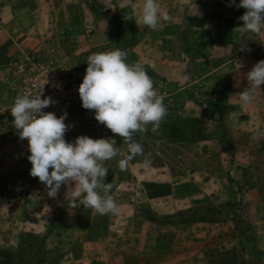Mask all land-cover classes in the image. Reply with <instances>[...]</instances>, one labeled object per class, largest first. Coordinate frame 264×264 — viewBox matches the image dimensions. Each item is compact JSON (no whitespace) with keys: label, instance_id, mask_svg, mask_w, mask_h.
<instances>
[{"label":"rangeland","instance_id":"1","mask_svg":"<svg viewBox=\"0 0 264 264\" xmlns=\"http://www.w3.org/2000/svg\"><path fill=\"white\" fill-rule=\"evenodd\" d=\"M83 2L87 10L85 24H97L105 37L97 52L124 50L127 61L140 62L147 75L154 78L152 82L166 92V107L177 99L183 112L195 108L212 120L221 121L217 98L205 79L189 81L184 76L186 66L194 65L196 58L205 54L203 45L192 42L205 38L212 30V19L205 25V16L215 15L209 12V6L229 5L228 0H157L167 11L168 19H161L156 30L137 19L143 0ZM74 66L84 75L86 57L78 58ZM164 67L170 72H163ZM146 127L150 129L151 125ZM78 135L114 141L117 154L104 161L103 166L108 169L104 179L112 185L110 195L116 199L119 213L100 215L79 204L69 209L64 199L67 189L58 193L63 198L59 205L34 202L43 193L31 187L44 184L29 171L7 174L0 178V207L10 197L15 200H10L0 213V232L5 234L0 236V264H62L71 256L80 255L83 245L97 241L107 229L113 231L118 243L126 239L119 234L126 227L124 217L128 218V228L139 229L143 225L157 231L174 229L179 240L187 235L191 238L196 230L204 231L209 226L213 230L212 264H253L250 253L254 235L251 222L244 217L243 190L233 185L234 176L221 154L227 146L209 140L206 134L179 140L162 137L159 128L155 133L137 131L132 140L142 146L143 154L134 156L126 170L121 171L118 161L129 155L122 137L94 133L85 125ZM145 156L151 161L149 165L143 163ZM133 215L140 219L131 220ZM8 244L15 250L2 247ZM65 248L71 253H66Z\"/></svg>","mask_w":264,"mask_h":264},{"label":"crops","instance_id":"2","mask_svg":"<svg viewBox=\"0 0 264 264\" xmlns=\"http://www.w3.org/2000/svg\"><path fill=\"white\" fill-rule=\"evenodd\" d=\"M83 1L0 0V178L29 171L31 167L27 159V140L18 137V130L12 124L9 110L14 98L5 78L11 67L26 61L29 54L77 70L74 65L78 58H87L97 52L105 37L100 34L97 24H85L87 10ZM244 11L242 7L223 3L210 5L209 12L215 15L205 16V25L212 19V30L205 38H195L192 42L193 45H203L205 54L199 55L194 65L186 66L185 79H205L211 94L217 98L221 121L216 122L195 108L183 112L176 99L174 105L166 107L159 129L162 137L188 140L206 134L209 140L227 146L221 154L226 157L227 170L234 176L233 185L243 190L244 217L251 222L254 235L250 253L253 264H264V84L254 90L252 103L241 106L237 99L239 92L248 86L244 74L256 61L264 59V25L259 33H238L236 27L243 23L239 16ZM166 70L162 68L163 72ZM197 73L202 75L198 77ZM82 77L80 73L81 81ZM65 111V123L70 127L64 137L69 141L84 125L79 112L72 106L59 109L56 115ZM31 189L43 193L42 198L34 199V202L59 205L63 198L58 193L67 188L62 184L56 197L48 196L45 186L38 188L34 185ZM10 200L15 198L4 201L0 213L6 210L4 206ZM138 217L133 215L130 219ZM127 221L128 218L124 217L126 227ZM126 227L119 233L125 240L115 242L113 231L107 229L101 232L97 241L83 245L84 251L80 255L71 256L72 259L62 264H212L213 230L209 226H205L204 231L196 230L191 238L187 235L180 240L174 229L157 231L143 225L139 229ZM2 235L5 234L0 232ZM138 238L141 240L137 241ZM2 247L11 252L15 250L10 244ZM60 247L64 249V245ZM65 249L66 253H71L69 248Z\"/></svg>","mask_w":264,"mask_h":264},{"label":"clouds","instance_id":"3","mask_svg":"<svg viewBox=\"0 0 264 264\" xmlns=\"http://www.w3.org/2000/svg\"><path fill=\"white\" fill-rule=\"evenodd\" d=\"M228 4L245 9L239 16L243 23L236 27L238 33L261 31L264 0H228ZM137 19L156 30L161 19H168V13L157 0H143ZM126 56L121 49L90 54L77 88L81 106L94 110L95 120L127 144L129 155L118 161L121 171L126 170L134 156L143 154L142 146L132 140L133 134L157 132L167 111L143 65L129 63ZM244 75L248 86L238 94L241 106L252 103L254 90L264 84V59L256 61ZM41 91L38 95H17L9 110L18 137L27 140L29 174L44 184L50 197H56L62 184L67 186L64 199L69 209L79 204L100 215L119 213V206L110 195L112 185L104 179L108 169L103 166L104 161L117 154L114 141L87 135L66 141L64 133L70 127L65 123L67 112L57 116L44 111L55 101L49 96L41 98ZM143 163L149 165L151 161L145 156Z\"/></svg>","mask_w":264,"mask_h":264},{"label":"built area","instance_id":"4","mask_svg":"<svg viewBox=\"0 0 264 264\" xmlns=\"http://www.w3.org/2000/svg\"><path fill=\"white\" fill-rule=\"evenodd\" d=\"M8 90L13 98L23 93L38 95L41 98L51 97L55 103L50 104L44 111L56 112L66 106H72L79 112L81 122L94 133H112L102 123L95 120L94 110H88L81 106L77 92L80 73L64 63L58 64L53 61L40 60L36 55L29 54L26 61H20L11 67L5 78ZM153 83V82H152ZM157 94L163 97L165 105L166 92L153 83ZM166 107V105H165Z\"/></svg>","mask_w":264,"mask_h":264}]
</instances>
